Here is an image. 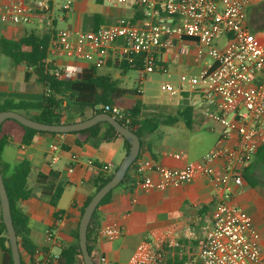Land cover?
<instances>
[{"label": "crops", "instance_id": "0c3cea01", "mask_svg": "<svg viewBox=\"0 0 264 264\" xmlns=\"http://www.w3.org/2000/svg\"><path fill=\"white\" fill-rule=\"evenodd\" d=\"M20 1L27 5L33 0ZM260 1L254 0V3ZM5 2L6 0H0V7ZM70 3L72 10L63 12L61 6H56V0H52L53 12L50 19L37 15L28 24L13 23L0 12V39L18 41L30 35L48 37V61L52 64L54 61L55 68L79 65L85 69L97 64L96 55H93L92 60L84 62L66 60V57L54 48L58 30L87 32L114 24L120 18L140 24L145 20L143 7L134 0H126L124 3H117L116 0H71ZM60 24L66 28H60ZM220 42L223 43L224 40ZM30 49L29 46L24 47L26 51ZM159 59L166 71L172 63L185 67L193 63L198 69H202L207 61L197 55L196 43L192 39L176 42L172 50L160 53ZM0 72V100H42L45 88L37 83L33 68L15 64L1 49ZM99 73L113 75V78L122 83L120 88L128 78V71L123 72L116 68L114 61L103 64ZM180 85L184 92L177 99H170L168 102L162 100L154 104L163 106L168 112L158 129L141 140L138 159L153 160L172 169L193 165L198 171L197 176L191 183L165 190L142 189L129 183L114 189L110 200L98 207L96 225L91 234V246L97 264L100 263L101 257H105L109 264H129L136 247L149 240L162 244L157 264H199L198 254L205 242L206 232L211 228L212 213L219 200L214 185L201 172L200 161L211 149L220 145L222 129L218 122L208 116L211 108L203 99L202 84ZM126 93V96L133 94L128 91ZM142 103L145 108L146 104ZM187 106L193 109L192 127L180 116V112ZM168 116H176L179 119L169 121ZM5 131L9 137L0 151V161L5 170L11 172L20 162L29 161L32 165L30 188L36 187L39 173L55 174L58 177L57 184L64 187L57 208L36 197L20 201V206L29 219L33 253L35 249L42 248L50 253L60 254L62 249L75 243L72 233L78 228L86 201L96 192L95 181L104 174L102 166L112 163L113 173L127 155L124 140L116 137L112 141H101L98 138L91 139L87 133L38 134L30 145H24L20 127L9 124ZM236 142L237 138L233 136L228 143L234 145ZM52 143L61 146V150L56 153L57 161L53 160L54 153L49 148ZM215 166L219 172L222 171L221 162H217ZM263 166L264 162L257 161L255 156L243 170L244 182L234 185L232 199L235 205L252 218L261 235L259 244L262 249ZM154 178L157 179V176L154 175ZM56 211L59 213L56 214ZM1 216L0 204V220ZM111 222H116L123 228L122 235L112 241L100 237L96 229L97 224L101 227ZM48 230L52 233L51 237L46 234ZM171 241H177L179 245L169 247L168 243ZM21 254L22 261L30 264L33 254L23 249ZM3 260L4 251L0 241V264H3Z\"/></svg>", "mask_w": 264, "mask_h": 264}, {"label": "built area", "instance_id": "2783aa9c", "mask_svg": "<svg viewBox=\"0 0 264 264\" xmlns=\"http://www.w3.org/2000/svg\"><path fill=\"white\" fill-rule=\"evenodd\" d=\"M126 0H116L124 3ZM144 9L142 24L120 18L97 30L75 32L57 31L54 48L73 61L92 60L96 65L109 60L132 61L139 57L144 66L139 71L137 92L144 93L146 76L157 71L166 72L159 54L172 50L176 42L192 39L196 53L206 59L197 78L182 75L180 84H202V96L210 106L208 116L221 126L220 145L201 158V172L209 178L219 195L213 213L211 228L198 254L199 264H264V249L260 247V232L250 215L232 202L234 185L244 182L243 170L248 167L264 145V36L258 37L248 25L247 11L254 0H134ZM72 4L61 6L70 12ZM1 14L16 24L31 23L41 15L50 19L52 0H33L25 5L20 0H6ZM224 42H220V40ZM84 68L71 65L54 70L59 80H77ZM166 87L170 94H182L184 89ZM108 109V108H107ZM113 114V115H112ZM112 116H122V110L113 107ZM116 118V117H115ZM236 136L237 142L229 144ZM53 160L61 150L59 144L49 145ZM177 157H179L177 155ZM78 160V159H77ZM76 160V161H77ZM136 186L142 189L165 190L191 183L198 171L193 165L182 169L162 166L153 160H136ZM221 162L222 171L215 166ZM93 164L92 161H88ZM112 163L102 166L110 174ZM157 176V179L154 178ZM123 228L116 222L103 224L98 235L115 240ZM52 236L51 231H46ZM177 241L168 243L178 246ZM162 244L144 241L132 254L129 264H157ZM60 254L35 249L30 264H59ZM99 264H109L101 257ZM189 264V263H188Z\"/></svg>", "mask_w": 264, "mask_h": 264}, {"label": "trees", "instance_id": "16d2710c", "mask_svg": "<svg viewBox=\"0 0 264 264\" xmlns=\"http://www.w3.org/2000/svg\"><path fill=\"white\" fill-rule=\"evenodd\" d=\"M247 21L253 33L256 34L264 30L263 1L252 5L248 9ZM48 45V37H37L34 35L24 37L18 41L6 38L0 39L1 52L12 58L15 64H24L32 67L37 83L45 88L44 96L42 100L38 102L16 101L14 99L0 100V112L4 110H13L42 123L66 124L83 121L103 112L112 114L113 107H120L121 109V107L126 105L124 96L127 95V91L120 88L119 80L114 79L110 74L99 73V69L102 65H92L89 68H85L81 78L77 80L57 79L53 73L56 68L50 61H48ZM25 46H29L31 49L26 51L24 50ZM112 61L113 60H109V62ZM114 63L116 68L123 72L129 70L140 71L144 66L139 57H134L132 61L122 59L121 61H114ZM132 95L139 96L140 98L142 97L137 91ZM143 108L144 105L142 100L138 99L131 107H127L125 111H122V116L115 115L116 119L121 124L134 131L141 140L147 135L154 133L160 125L157 119L144 117ZM180 116L189 127H192V107H185L184 110L180 112ZM177 119H179V117L168 116L169 121H175ZM9 124L16 125L22 129V143L24 145H30L38 134H58L37 131L20 124L16 120L9 119L1 126L0 151L9 137V134L5 131ZM71 133H87L91 139L98 138L101 141H112L116 137H121L124 140L127 152L130 149L129 142L122 137L112 125L106 122L99 123L98 125L83 131ZM256 160L264 162V145L259 149L256 155ZM136 162L137 161L131 165L123 182L119 186L127 183L131 186L136 185L137 175L133 172L135 171ZM0 166L11 203L13 223L20 248L33 254L30 241L29 219L21 208L20 201L36 197L53 208H57L64 187L57 184L58 177L55 174L45 175L39 173L36 180V187L34 189L30 188L29 177L32 171V165L29 161L20 162L11 172L5 170V166L1 164V161ZM112 176L113 173L107 175L102 174L97 181H95L96 191L103 184L108 182ZM111 195L112 191L105 196L99 206L109 201ZM90 199L91 197L86 201L82 213ZM97 209L88 228V249L94 259L95 255L91 246V234L96 225ZM58 213L59 211H56V214ZM98 228L97 224V233ZM72 236L75 239V243L60 251L59 264H84L79 246L78 228L73 231ZM7 240V230L1 216L0 241L4 251L3 264H13L12 251L11 248L6 245ZM23 264L25 263L23 262Z\"/></svg>", "mask_w": 264, "mask_h": 264}, {"label": "water", "instance_id": "95a60500", "mask_svg": "<svg viewBox=\"0 0 264 264\" xmlns=\"http://www.w3.org/2000/svg\"><path fill=\"white\" fill-rule=\"evenodd\" d=\"M16 120L20 124L27 126L29 128L35 129L37 131L51 132L58 134H65L71 132H79L89 129L99 123L106 122L112 125L115 130L124 137L130 144V149L113 173L112 178L103 184L91 197L90 201L86 205L80 223L78 225V240L80 251L82 253V259L84 264H96L94 258L88 249V228L91 223L92 217L107 194L116 189L124 180L126 174L128 173L131 165L137 160L140 150H141V139L139 136L123 124H121L114 116L110 113L103 112L99 113L91 118L83 121L66 123V124H49L42 123L40 121L31 119L24 114L13 111L4 110L0 112V130L2 124L6 120ZM0 204L2 219L6 226L8 240L6 245L11 248L13 256V264H23L21 248L19 245L18 237L13 223V216L11 210V203L5 186L1 166H0Z\"/></svg>", "mask_w": 264, "mask_h": 264}, {"label": "rangeland", "instance_id": "374dc122", "mask_svg": "<svg viewBox=\"0 0 264 264\" xmlns=\"http://www.w3.org/2000/svg\"><path fill=\"white\" fill-rule=\"evenodd\" d=\"M261 1H263L264 4V0ZM69 2H71V0H56V6L59 7ZM59 27L66 28V26L62 24H60ZM256 35L258 37L264 36V30L256 33ZM66 60L70 61V59L68 58H66ZM54 63L55 62L53 61V65L55 66ZM194 65L195 64L191 63L189 67H185V66H177L174 63H172L168 65V69L166 72L157 71L155 73L148 74L146 76L144 84L142 85V88L144 90V94L142 95V97L141 98L135 97L133 95L132 96L128 95L124 97V99L126 100V105L121 107V110L125 111L127 107L132 106V104L135 102V99L139 98L142 100V102L146 104V107L143 108L144 117L155 118L159 121V124L161 122H164L162 119L166 118V113L168 112L167 109H165L163 106H156L154 104H158L162 100L168 102L170 101V99H174V100L177 99L180 94L172 96L170 94V90L166 87V85L167 83H170L171 89H178L180 86L179 82L182 75L187 76L188 79H190L191 77L197 78L201 69H198ZM138 79H139V71L129 70L128 78L126 79L125 84L121 86V88L126 89L128 92L135 93L139 87ZM121 84L119 83V85ZM186 85L187 84H183V86ZM114 172L115 170L113 171V173Z\"/></svg>", "mask_w": 264, "mask_h": 264}]
</instances>
